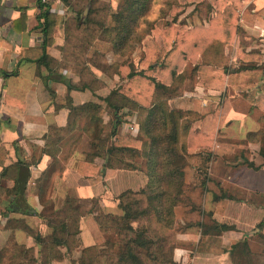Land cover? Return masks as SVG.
I'll return each instance as SVG.
<instances>
[{"label": "trees", "instance_id": "1", "mask_svg": "<svg viewBox=\"0 0 264 264\" xmlns=\"http://www.w3.org/2000/svg\"><path fill=\"white\" fill-rule=\"evenodd\" d=\"M62 1L66 3L69 0ZM91 1L93 4L99 0ZM195 1L122 0L111 15V25L98 22V28L92 29L99 38L111 43L114 55L127 56L138 44H142L144 57L139 68H135V63L128 59L112 64L93 60L98 70H104L106 73L112 71L123 79L119 88L100 96L115 110L114 129L107 137L102 134L103 119L99 112L102 106L98 102L89 101L77 106L69 102L68 123L65 127H50L45 151L51 152V148L58 151V145L64 136L79 128L80 120L87 119L86 131L95 135L94 144L97 147L109 144L110 139L114 140L106 151L88 154L87 160L79 165V172L85 177L94 176L97 167L93 166L92 162L101 156L108 159L103 171L104 177H108L115 174L119 168L140 169L141 165L136 159L142 157L146 161L148 181L139 190L130 189L117 196L121 214L107 212L99 205L98 199L95 200L97 207L90 210L80 204L81 199L67 197L64 207L56 212L58 215L63 214L62 219H58L56 224L55 220L48 222L51 233L43 235L28 223H24V229L29 236L34 237L41 249V260L32 257L34 264H52L54 260H62L64 254L61 248L72 252L73 247L79 245V241L74 246L72 243L77 237L81 240V218L89 213L95 215L104 232L110 231L117 240L109 239L106 241L108 247L103 249H98L96 245L85 247L79 259L80 264H99L102 255H106L115 264H178L174 259V239L177 238L171 234L177 221L176 208L195 207L187 194L188 190L194 188L193 182L188 179L190 158L207 151L212 153L210 149L214 144V134L194 126L201 119V114L192 110L172 108L170 100L186 91L194 90L199 82L198 77L204 81V78L212 76L216 70L229 71L234 80L244 74V71L260 70L261 67L240 62L236 72H232L233 68L228 65L224 56L223 46L231 45L240 31L238 15L245 0H210L207 12L209 16L213 12L214 16L209 19L208 26L194 24L187 18L189 16H185L187 8ZM41 4L39 19L44 44L38 49H32V53L25 51L20 60L26 59L36 62L39 66L49 67L55 60L48 54L47 47L53 40L57 16L43 0ZM45 5L46 8H43ZM158 6V16L152 19L151 13ZM77 13L79 18L87 16L82 11ZM90 16H87L84 25L88 26L94 22ZM101 56L104 58L105 54ZM255 60L258 62L261 57L255 56ZM83 69L88 70L89 67L85 64ZM1 72L5 77L17 74V71ZM63 82L69 91L93 89L84 82L75 84L68 79ZM126 108L137 111L139 132L136 135H127L119 129V126L124 124L119 113ZM130 115L127 111L124 117ZM247 140L250 143H261L259 160L246 159L243 163L258 171L264 168V131L260 129L249 132ZM199 148L203 151L195 153ZM2 175H6V170H3ZM17 184L12 190L15 195L25 190V186H21L19 181ZM0 189V192L8 191ZM221 197L235 199L229 194H222ZM22 221L24 220L15 218L17 224H22ZM200 226L203 234L238 232L234 225L217 222L210 225L202 223ZM247 238L248 235L244 234L240 241L231 245L225 252L226 255L231 258L233 264H264V258L260 256L259 263L254 262L255 257ZM16 246V241L7 242L0 250V264H3L6 253ZM22 252L27 254L29 249Z\"/></svg>", "mask_w": 264, "mask_h": 264}, {"label": "crops", "instance_id": "2", "mask_svg": "<svg viewBox=\"0 0 264 264\" xmlns=\"http://www.w3.org/2000/svg\"><path fill=\"white\" fill-rule=\"evenodd\" d=\"M45 4L59 18L67 13L68 9L62 0H47ZM41 6V0H0V188L11 191V194L3 190L0 192V206H6L9 212L6 216L17 219L29 217L32 219V228L47 235L51 233V228L40 215L44 211L53 212L67 195L82 200L102 197L104 208L117 213L118 204L114 197L120 194V186H123V191L128 188L139 190L146 185L148 177L138 169L118 170L104 178V160L99 164L98 157L92 162L97 167V173L85 177L78 167L87 160L86 156L91 152L89 148H74L70 146L71 142L62 141L58 145V151L53 148L51 152L45 151L50 127H65L68 123V103L81 105L95 101V96L90 89L69 91L63 82L68 79L77 84L79 79L66 68L58 69L57 64L63 59L61 47L65 41L60 23H56L53 40L47 47L48 54L55 60L49 67L39 66L26 59L20 60L25 51L32 53V49H38L44 44L39 19ZM204 16L207 17L203 20L198 18L197 22L192 23L208 26L214 13L209 16L206 11ZM238 25L240 31L232 44L223 46L226 62L233 68L232 72H236L240 62L261 65L260 70L244 71V74L234 80L229 71L216 70L212 76L204 78V81L198 77L199 82L194 90L170 100L172 108L201 114V119L194 126L214 134V144L210 149L212 153L223 149L224 142L228 144L230 140L234 143L233 147H247V150L252 143L248 141L246 146H241L240 141L246 140L249 132L262 128L264 37L261 33L264 31V0H245L238 15ZM255 56H260L261 60L257 62ZM2 70L17 71V74L5 77ZM83 122L80 120L79 124ZM212 123H216V130ZM202 151L199 148L195 153ZM194 165L193 170L197 173L199 170H196V166L203 167L201 161ZM3 170H6L4 176ZM206 176L196 173L193 175L192 169H188L189 181L193 180L194 185H200L199 196L205 192V197H196L199 211L189 207L183 210L187 216L185 219L191 225L178 234L180 244L175 246L174 253L178 264H233L225 252L240 241L244 234H250L257 217L263 215L264 218V208H257L248 197L235 201L221 197L222 194L215 195L212 190L208 191L214 181L211 182ZM18 181L21 186H25V190L15 195L12 190L18 185ZM216 184L219 187L241 189L249 194L256 191L264 193V168L258 171L248 168L246 172L236 170L233 176H223ZM46 197L52 198L54 202L49 208H45L43 204ZM218 197L220 198L217 199ZM179 209L181 208L176 209L177 219ZM1 216L0 221L5 219ZM214 222L234 225L238 232L203 234L200 224ZM80 230L84 245L94 243L99 236L98 226L89 216L81 220ZM11 233L12 230L0 222V248ZM262 233L264 234V228ZM18 234L23 236L29 247L39 248L33 237L22 232H17V236ZM247 240L250 246V238Z\"/></svg>", "mask_w": 264, "mask_h": 264}, {"label": "rangeland", "instance_id": "3", "mask_svg": "<svg viewBox=\"0 0 264 264\" xmlns=\"http://www.w3.org/2000/svg\"><path fill=\"white\" fill-rule=\"evenodd\" d=\"M121 2L122 0H99L98 2L92 4L91 0H69L66 3L64 2V4L66 5L68 9L67 13L64 15H61L60 18L57 16L55 19L57 23H60V25L62 26L63 31H64L63 37L65 39L64 45L61 47V51H62L61 53H62L63 59L60 63L57 64L58 69L60 70L62 69V67L68 69L69 71L76 74V76H78L79 84H83L81 82L87 83L88 85H90L89 87H93L92 91H95L101 94L102 93L109 94L113 90L119 88V86H121L123 83V79H121L119 75H116V74L114 75L112 71L106 73L104 72V70H100V69L98 70L94 66L95 63H93V60H98L99 63L107 61L108 63L112 64L114 62H120V61L122 62L128 59V60H132L135 63V68H139L140 61L144 57V52H142L143 51L142 44H138L137 48L134 51L129 52L127 56L121 57V56L114 55L112 51L111 43L99 38L97 33H95L92 30L93 28H98V24H97L98 22L99 23L105 22L107 25H111L113 23V21L111 20L112 19L111 15L117 10L118 5ZM209 3H210V0H196L193 5H190L187 8L185 16H189L187 18H189L191 22H197L198 18L203 20L205 17H207V16H204V14L206 11H208L207 6ZM87 8H88L87 16L89 17L91 15L90 17H92V20L94 21L90 23L88 26L84 25L85 20H87L88 17L87 16L84 18L80 17L81 18L80 19L77 13L79 11H82V13H84ZM158 10H159V6L153 9L151 13L152 19L158 16ZM91 11H93V14H91ZM102 54H105L104 58L103 56H101ZM85 64L87 67H89L88 70L83 69ZM94 79H97V81ZM254 84L256 85L255 82ZM97 93L94 94L95 101L98 102L102 106L101 110H99L100 116L103 119V122L101 124L102 130H103L102 134L105 135V137H107L114 129V122L116 121L115 120L116 119L115 110L113 107H111L107 102L103 100V97H100L101 95H98ZM127 111H129L131 114L130 116H127L129 118L124 117ZM119 114L122 118V121H124V124H121V126H119L120 131L124 132L127 135L138 134L139 124L136 120L137 111L126 108V109H122V111H120ZM86 120L87 119L85 120L83 119L82 121H85V122L80 123L79 124L80 127L76 128L74 132L72 131L67 136L65 135L63 138V141L71 142L70 146L74 148H81L85 150L89 148V150H91L90 153H94L97 151L99 152L106 151L110 143L113 142L114 138L110 139V141L108 142L109 144H106L105 146H102V147H97V145L94 144L95 139H96L95 135L93 133H89L86 131V127L88 126L87 125L88 121ZM212 125H213V129L216 130V126H215L216 123L215 124L212 123ZM261 130L264 131V117L262 120ZM245 139L246 140L240 141L242 142L241 146H246L248 142L247 136L245 137ZM220 145H222V143ZM233 145H234L233 141L230 140L228 144L224 142L223 149L216 148L218 150L217 152L219 153L217 152L209 153L207 151V152H203L201 155H199V157L196 156L194 158H190L191 160H190L189 168L192 169L193 175L195 173L200 174L201 176L207 175L206 178H209L211 182L214 181L213 182L214 184L211 185L212 188L208 187L207 190L208 191L212 190V192L215 195L216 194H229L235 198L233 199L235 201H239V200L241 201L242 199H245L248 197L250 201L256 204L257 208L258 207L264 208V193L263 192L256 191L254 192V194H252V192H250L249 194V193H246L247 191L246 192L241 191V189L231 188V187L224 188V187H219L216 184L219 178L226 176V175L233 176L236 170L246 172L249 168L247 165L243 164L246 159L259 160L258 151L261 146L260 142L252 143L251 146H249V149L247 150H246L247 147L238 148L237 146V148H235L233 147ZM58 148L60 149V147ZM98 158H99V164H101L102 160H104L103 168H105V164L108 162V159L101 157V156H98ZM127 160H130V159H127ZM198 161H201V164L203 165V167L196 166V170H199V172L197 173L195 172V170H193L195 167H192V166L194 165V163H197ZM136 162L139 163V165H141L140 169L146 174L145 159L142 157H137ZM118 170L123 171L127 169L119 168L116 170L115 173H117ZM130 171H133V170H130ZM255 181L258 182V180H255ZM192 182H193L194 188H192L191 190H188L187 194L190 196L191 200L193 201V204H195L194 205L195 207H192V206H188V207L191 208L192 210L199 211L200 208H198L199 205L196 203L198 202V199L196 197L198 196L199 198L204 199L205 192L201 193L202 196H199L198 188H200L201 186L194 185L195 181L193 180ZM120 189H121L120 194L122 192L130 190V188H128L127 190L125 189L123 191V186H120ZM131 190H134V189H131ZM215 190H217L218 193H216ZM213 196L214 195H212L211 197L213 198ZM67 197L74 198V196H71V195H67L66 198ZM65 199L62 204H57L58 206L53 212L44 211L43 214L40 215L42 216V219L45 224L48 225L49 220H55V224H56L59 221L58 219H62L63 214L58 215L56 214V212L58 210H61L64 207ZM97 199L99 201V205H101L104 208L102 204L103 202L102 197H94L89 200L81 199L80 204H83L86 208L91 210L97 207V203L95 201ZM114 200L118 204L117 196L114 197ZM43 204L45 208H49L54 204V202L52 198L46 197L43 200ZM178 207H180L181 209L178 210V219L176 221V224L174 225L175 227L173 231H171V234L174 237L176 236L177 238V239H174L176 246L180 244V242L178 241V234L184 231V229L190 227L191 225L189 220L188 221L186 220L187 216H186V213L183 211L184 209H186L187 206H178ZM105 210L107 212H110L107 209ZM7 214H9V212L6 210V206L5 205L0 206V215H2L1 216L2 218L3 217L5 218L4 220L1 219L0 222L5 224L6 228L10 227L8 229H11L13 232L11 233V236L9 237L10 240L8 239L4 244H2V247L0 248V250L5 247L8 241H12V242L16 241L17 246L15 249H11V251L6 253V255L4 256L3 264H34L32 262V257H35V258H38V260H41V254L39 252L41 250L40 246L38 245L39 248L37 249H35V247H29L27 243L24 242L23 236H20L19 234L18 236L20 238L17 236V232H22L23 234H27L29 236V234L24 229L23 225L24 223H28L30 226H32L31 225L32 219H30L29 217H26L25 219H23L24 221L21 222L22 224H17L15 222V217L6 216ZM115 214H121V210L118 208L117 213ZM87 216L92 217L95 220L98 226V230H99V236L96 237L94 243L90 244L91 246L96 245L98 249H103V248L108 247L106 245V241H108L109 239L117 240L116 236L112 234L110 231L104 232L100 228L99 223L97 219L95 218V215H93V213L84 215V217H87ZM84 217H82L81 220ZM176 217H177V212H176ZM262 218H263V215L257 217V220L255 221V224H254V229L251 228L250 234H248V238H250V242H251L250 250H252L254 254L255 258L253 257L254 258L253 260L256 263H259L260 261L259 256L264 258V234L262 233L263 228H264V220L262 221ZM256 229H259V230L256 231ZM50 231H52V229H50ZM79 238L81 239V233L79 235ZM76 239L77 240L74 243H72V246L77 244L78 241H79V245H75L73 247L74 249L72 250V252L71 250L69 251L66 248H61V251L64 254L62 260L60 259L54 260L52 264H55V263L57 264H80L79 259L83 254L82 253L83 249L90 245H84L82 239L79 240L78 237ZM24 249H29V252H27V254L25 252H22ZM99 260H100L99 264H111V263L115 264V262H111V260L108 259L106 255H102Z\"/></svg>", "mask_w": 264, "mask_h": 264}, {"label": "water", "instance_id": "4", "mask_svg": "<svg viewBox=\"0 0 264 264\" xmlns=\"http://www.w3.org/2000/svg\"><path fill=\"white\" fill-rule=\"evenodd\" d=\"M87 14H88V8L84 12V15H87ZM256 231H258V230H256Z\"/></svg>", "mask_w": 264, "mask_h": 264}, {"label": "built area", "instance_id": "5", "mask_svg": "<svg viewBox=\"0 0 264 264\" xmlns=\"http://www.w3.org/2000/svg\"><path fill=\"white\" fill-rule=\"evenodd\" d=\"M47 0H43L44 3H46ZM261 35L264 37V31L261 33Z\"/></svg>", "mask_w": 264, "mask_h": 264}]
</instances>
